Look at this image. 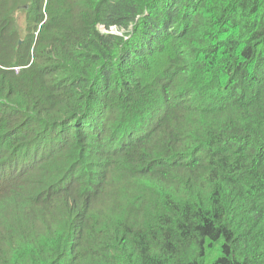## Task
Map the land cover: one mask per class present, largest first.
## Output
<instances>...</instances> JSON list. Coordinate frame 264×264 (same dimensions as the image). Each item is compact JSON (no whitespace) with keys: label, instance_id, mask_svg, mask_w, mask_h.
Masks as SVG:
<instances>
[{"label":"trees","instance_id":"obj_1","mask_svg":"<svg viewBox=\"0 0 264 264\" xmlns=\"http://www.w3.org/2000/svg\"><path fill=\"white\" fill-rule=\"evenodd\" d=\"M205 263L264 264V0H0V264Z\"/></svg>","mask_w":264,"mask_h":264},{"label":"rangeland","instance_id":"obj_2","mask_svg":"<svg viewBox=\"0 0 264 264\" xmlns=\"http://www.w3.org/2000/svg\"><path fill=\"white\" fill-rule=\"evenodd\" d=\"M21 14H22V16H23L24 18L21 20L20 25L26 27V22H25V20H24V19H25V16H24L25 11H22ZM112 29H113L114 32L117 30L116 27H113ZM120 32H121V34L124 33L123 31H120ZM112 190H113V189H112ZM105 205H106V203L102 202V199L98 200V202L94 205L93 208H94V211H95L97 217H99L101 214H105V215H107V210H106ZM214 254H215V252L212 251V252H211V256H213ZM205 264H206V263H205Z\"/></svg>","mask_w":264,"mask_h":264},{"label":"clouds","instance_id":"obj_3","mask_svg":"<svg viewBox=\"0 0 264 264\" xmlns=\"http://www.w3.org/2000/svg\"><path fill=\"white\" fill-rule=\"evenodd\" d=\"M21 42H22V40H20ZM21 42H19V43H21Z\"/></svg>","mask_w":264,"mask_h":264},{"label":"water","instance_id":"obj_4","mask_svg":"<svg viewBox=\"0 0 264 264\" xmlns=\"http://www.w3.org/2000/svg\"><path fill=\"white\" fill-rule=\"evenodd\" d=\"M21 42V41H20Z\"/></svg>","mask_w":264,"mask_h":264}]
</instances>
